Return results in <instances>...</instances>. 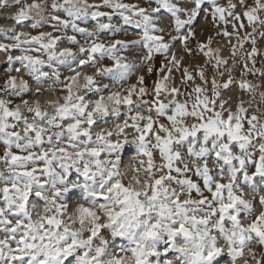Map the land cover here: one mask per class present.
<instances>
[{"label": "clouds", "instance_id": "9594fccd", "mask_svg": "<svg viewBox=\"0 0 264 264\" xmlns=\"http://www.w3.org/2000/svg\"><path fill=\"white\" fill-rule=\"evenodd\" d=\"M98 2L108 19L93 8ZM145 3L172 37L170 13L156 14L159 0ZM176 3L194 21L199 0ZM253 7L247 32L237 34L229 21L237 45L248 36L253 47L264 41V3L252 0ZM124 15L134 14L109 0H0V49L23 56L30 46L22 41L41 31L68 41L52 50L65 62L46 78L25 62L15 86L10 78L0 87V253L24 256L21 264H264V169L253 167L264 158V59L257 66L246 49L221 44L189 65L198 78L184 80V92H172L180 85L168 75L148 99L140 77L157 54L144 59L143 30ZM103 24L113 26L107 37L99 36ZM121 36L140 43L117 47ZM90 38L114 51L89 54L82 67ZM41 60L50 63L45 53ZM170 68L179 72L176 63ZM21 235L25 243L17 244Z\"/></svg>", "mask_w": 264, "mask_h": 264}, {"label": "snow or ice", "instance_id": "6c2138e0", "mask_svg": "<svg viewBox=\"0 0 264 264\" xmlns=\"http://www.w3.org/2000/svg\"><path fill=\"white\" fill-rule=\"evenodd\" d=\"M110 4L114 8H119L122 10H131L133 12V16L124 15L122 18L129 22L136 23L139 27L142 28L144 40H143V48L145 50L144 59L147 61H152V54H162L166 55L167 59H164L163 66L159 68L160 75L164 78L161 79H152L151 83H149V76L155 75L157 72L156 66L145 67L143 76L140 79L143 80L144 87L140 89L141 92H145L146 90H152L150 94L147 95L148 99H153L157 92L162 91L165 87V81L168 75H172L173 71L170 68L171 63H176L179 67L180 79H179V88L174 86L172 88V92L179 95V93L185 91V85L183 83L186 80L189 84L193 79H197V73L194 70H190L189 65H192V61L197 59V53L202 55L203 57H210L213 53L214 41H212L211 36L205 37L204 40H197L195 44V50L192 46L193 37L197 36V27L200 26V18L201 13L205 12L206 9L202 7L205 3V0H199L200 7L198 9H194L193 12L195 14V19L193 21L192 13L185 16L183 12H187L188 9H181V6L176 3V0H159V6L155 9L156 14L158 15L162 9H167L170 13V19L175 20V29L172 37H168L164 34L163 25H158L154 23L153 17L147 15L148 7L145 3V0H139V3H133L131 0H109ZM260 3H264V0H259ZM207 3L211 7L210 15L213 19L214 23H222L223 28H217V34L222 35L223 37H229L227 40V44L233 49L236 46L241 47L242 49L247 50V57L252 58L253 63H258L259 57H264V51L261 50L259 46L253 47V41L251 37L248 36L246 39H241L239 44L237 42H233L231 40V36L233 35L232 31L228 30V26L230 25L233 28V25L229 23V21L235 19L236 24L235 28L237 34L241 28H246L248 23L255 20L254 11L255 8H250L248 0H238V3H233L230 7H224L217 4V0H207ZM105 5L102 3H97L93 5L94 9H99V16L103 19H108L110 16V12L105 11ZM237 7L241 9V11H237ZM135 17V19H134ZM59 19V17H57ZM204 19H207V16H204ZM0 24L6 23V20L0 19ZM66 23V22H65ZM225 25L227 27L225 28ZM18 29L21 27L20 24L17 25ZM101 32L99 34L100 37H107L109 32L113 31V26L111 24H103L101 25ZM221 29H224L221 31ZM81 33H85V30L82 28L76 29ZM247 32V30L245 31ZM175 33H179V35H175ZM169 39L172 40V43H168ZM116 46L118 47L121 43L131 45V43H140L139 40L134 41L133 37H118L115 38ZM210 41H212L210 43ZM67 39L61 36L59 33L53 32H37L33 33L29 40L22 41V44L29 45L25 50V55L21 56V49H0V56L5 57V62L0 63V87L11 78L13 81V86H15V80L18 76H21L24 72V69L20 67L22 63H28L30 69L36 73L37 79L46 78L48 75V69L53 68L54 64L64 63V59L62 56L56 55L52 50L60 47L61 45L67 44ZM183 42L184 47H182L181 51L184 53L182 58H179L176 52H173V49L177 44H181ZM84 43V42H80ZM247 45V46H246ZM77 46L76 38H73V47ZM114 49L108 48V46L99 38L92 39L90 38L85 47L82 49V55L78 61V63L83 67L85 65L84 57L92 54L93 56H104L106 54H110ZM18 53V54H17ZM28 53H31L29 55ZM41 53H45L48 56L50 63L47 65L41 60ZM187 57V65L185 66V58ZM11 64L12 71L8 72L9 65ZM193 66V65H192ZM195 66V65H194ZM193 66V67H194ZM242 67L247 68V63L242 64ZM19 69V70H18ZM200 76H203L204 73L200 72ZM182 78V79H181ZM227 80V77H225ZM211 86L214 83V79L210 78L208 81ZM241 86H244V82H240ZM229 90L236 85L228 82L226 85ZM35 86H33L34 90ZM194 90L196 92L203 91V88L197 84L194 86ZM189 93L193 91L192 88L188 89ZM30 95V93H28ZM129 103L131 101L129 100ZM186 107V105H185ZM207 107V105H206ZM252 120H256V116L251 117ZM228 123H231V117L228 119ZM11 127V126H10ZM13 135L15 133L13 132ZM2 154V152H0ZM40 163L43 165L48 160V154L44 153L41 157L38 158ZM253 167L256 169H264V158H261L257 163L253 164ZM43 168L34 169V171H42ZM4 197V193H0V199ZM258 219V218H256ZM2 220V217H0ZM257 231H261L259 223H254L253 225ZM182 227V226H181ZM17 244L25 243L24 236L21 235L19 239L16 241ZM71 248V245L68 246ZM16 253H19L21 249L17 247L14 250ZM0 259L5 260V264L7 261L11 260L13 264H21V262L25 261V257L22 255H14L11 257H4L3 253H0ZM41 264H44L41 261Z\"/></svg>", "mask_w": 264, "mask_h": 264}, {"label": "rangeland", "instance_id": "374dc122", "mask_svg": "<svg viewBox=\"0 0 264 264\" xmlns=\"http://www.w3.org/2000/svg\"><path fill=\"white\" fill-rule=\"evenodd\" d=\"M126 2H128V0H126ZM131 2L133 3H136L137 0H131ZM221 2V5L224 6L225 8L227 7V2L228 0H220ZM252 0H248V3L251 4ZM234 3H238V0H234ZM202 7L206 10H208V15H207V19L205 20L204 19V16H205V12L201 13V18H200V27L197 29V36L196 37H193V40H192V46L195 47V44L197 42V37L199 36L200 39L199 40H204L205 37L207 36H215V40H214V46H219L221 44H224V45H227V38L226 37H223L222 35H218L217 34V31L216 29L217 28H223V24L222 23H214L213 22V19L210 15V12H211V7L210 5L207 3V0H205V3L202 5ZM237 11H241V9L239 7H237L236 9ZM161 11H167L165 9H162ZM170 15V14H169ZM2 22V21H0ZM228 30L231 32L232 31V28L231 26L229 25L228 26ZM248 30L247 27L244 29V31ZM233 42H235L233 40ZM247 46V45H246ZM258 46L260 48H264V41H259L258 42ZM182 49V46L181 44H177L176 47L173 49V51L176 52L177 56L180 57V56H183L184 53L181 51ZM18 54V53H17ZM225 55L228 54V50L225 49V52H224ZM0 59H5V57L3 56H0ZM164 56L162 54H157V57L155 58V66L157 68V72L155 75H151L149 76V83H151V80L152 79H156L158 78L157 77V74L159 73V68L163 66V61H164ZM205 59V57H203L202 55H197V59L192 61V65L194 66L195 64L197 63H203V60ZM260 59H264V57H259L258 58V63H257V66H259V60ZM185 66H188L187 65V57L185 58ZM172 75L175 77V83H179V79H180V73L179 72H176L175 70H173V73ZM238 75V73H237ZM199 83V81H197Z\"/></svg>", "mask_w": 264, "mask_h": 264}]
</instances>
